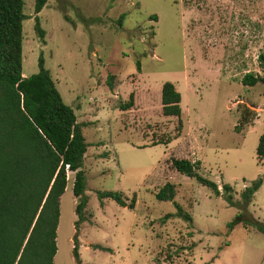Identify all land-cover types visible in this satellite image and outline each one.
<instances>
[{
    "label": "rangeland",
    "instance_id": "1",
    "mask_svg": "<svg viewBox=\"0 0 264 264\" xmlns=\"http://www.w3.org/2000/svg\"><path fill=\"white\" fill-rule=\"evenodd\" d=\"M23 12L22 75L38 71L42 54L88 143L85 219L75 228L74 172L67 171L54 263L264 264V233L229 224L241 191L259 176L245 209L264 224V160L256 157L264 83L241 82L246 73L264 76V0H48L37 14L34 0H24ZM165 81L181 94L179 117L162 113ZM130 94L131 106L121 109ZM244 105L255 111L248 124L240 122ZM172 157H201L199 173L220 190L230 184L234 204L176 171ZM166 182L191 222L161 221L176 210L155 197ZM104 190L127 204L134 199V208L99 197Z\"/></svg>",
    "mask_w": 264,
    "mask_h": 264
},
{
    "label": "trees",
    "instance_id": "2",
    "mask_svg": "<svg viewBox=\"0 0 264 264\" xmlns=\"http://www.w3.org/2000/svg\"><path fill=\"white\" fill-rule=\"evenodd\" d=\"M47 1L34 0L36 14ZM23 5L24 0H0V264H55L60 197L67 187V171L74 172L72 192L78 217L75 228L85 219L86 181L81 167L88 143L73 108L64 102L49 70L44 67L42 54L38 56V71L22 75V22L28 18ZM34 20L35 29L43 39L44 30L37 15ZM259 60L264 70V54L259 55ZM111 79L108 75L110 87ZM241 82L253 86L264 83V76L246 73ZM132 97L130 94V100L120 104V108H129ZM180 102L181 94L175 85L171 81L163 82L162 113L179 117ZM254 113L251 107L244 105L240 122L248 124ZM234 129L239 131V124ZM256 157L259 162L264 160V133L258 138ZM170 160L176 171L194 178L215 195L234 204L232 186L223 183L220 190L215 181L199 173V161L176 157ZM262 181L259 176L244 187L240 194L243 200L240 212L229 224L241 221L264 233V224L247 215L245 209ZM98 194L134 208V199L127 204L120 192L104 190ZM175 194L176 186L171 182H166L155 193L158 200L173 201L176 208L175 212L164 214L161 221L181 217L191 222L190 214L174 201ZM73 241L76 256V239Z\"/></svg>",
    "mask_w": 264,
    "mask_h": 264
},
{
    "label": "crops",
    "instance_id": "3",
    "mask_svg": "<svg viewBox=\"0 0 264 264\" xmlns=\"http://www.w3.org/2000/svg\"><path fill=\"white\" fill-rule=\"evenodd\" d=\"M199 161H200V168L203 166V159L200 157V158H197ZM194 161V160H192ZM67 188V187H66ZM66 190V189H65Z\"/></svg>",
    "mask_w": 264,
    "mask_h": 264
},
{
    "label": "built area",
    "instance_id": "4",
    "mask_svg": "<svg viewBox=\"0 0 264 264\" xmlns=\"http://www.w3.org/2000/svg\"><path fill=\"white\" fill-rule=\"evenodd\" d=\"M66 168H68V166L66 165Z\"/></svg>",
    "mask_w": 264,
    "mask_h": 264
}]
</instances>
